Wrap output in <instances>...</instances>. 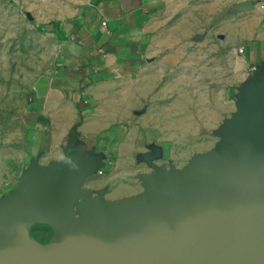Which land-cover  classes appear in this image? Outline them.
I'll use <instances>...</instances> for the list:
<instances>
[{
    "label": "water",
    "instance_id": "95a60500",
    "mask_svg": "<svg viewBox=\"0 0 264 264\" xmlns=\"http://www.w3.org/2000/svg\"><path fill=\"white\" fill-rule=\"evenodd\" d=\"M234 106L214 148L182 167L158 164L149 146L142 191L116 200L82 188L99 156L74 126L62 160L32 162L0 199V264H264L263 65ZM35 224L51 229L47 242L30 237Z\"/></svg>",
    "mask_w": 264,
    "mask_h": 264
},
{
    "label": "crops",
    "instance_id": "0c3cea01",
    "mask_svg": "<svg viewBox=\"0 0 264 264\" xmlns=\"http://www.w3.org/2000/svg\"><path fill=\"white\" fill-rule=\"evenodd\" d=\"M164 2L90 0L51 24L54 63L26 91L19 149H0V199L19 183L32 162L47 166L62 160L63 145L74 126L76 144L84 153L99 156L100 167L82 188L93 193L104 190L108 200L140 194L137 176L151 169L138 156L150 145L133 125L138 119L133 108H138L139 95L142 100L138 89H143L145 77L162 73V68L148 64L150 58H157L160 45H155H162L160 40L170 34ZM169 2L170 11L188 7L183 0ZM48 4V0L32 2L31 10L48 14ZM205 6L206 11L216 7L232 13L234 33L225 34L224 43L232 45L234 57L227 58V70L217 71L230 75V84L214 91L222 94L224 104L227 89L228 107L234 111L241 84L258 65L264 70V0H216Z\"/></svg>",
    "mask_w": 264,
    "mask_h": 264
},
{
    "label": "rangeland",
    "instance_id": "374dc122",
    "mask_svg": "<svg viewBox=\"0 0 264 264\" xmlns=\"http://www.w3.org/2000/svg\"><path fill=\"white\" fill-rule=\"evenodd\" d=\"M43 1L0 0V149H19L26 91L54 63L51 24L90 0H48V14L31 10L32 2ZM183 1L188 7L177 11L169 10V0L162 6L171 30L168 39L160 40L162 45H155H160L157 58L148 64L162 68V73L145 77L143 89H138L142 100L139 95L138 108H133L138 111L135 129L143 131L147 144L160 149L157 163L166 167H182L192 156L212 150L218 141L215 131L233 112L227 89L224 104L222 94L214 91L230 84L231 76L217 71L227 70V58L234 57L232 45L224 43L227 34L234 33L232 13L202 7L216 0ZM204 64L208 66L202 70ZM51 234L43 224L30 230V237L40 243Z\"/></svg>",
    "mask_w": 264,
    "mask_h": 264
}]
</instances>
